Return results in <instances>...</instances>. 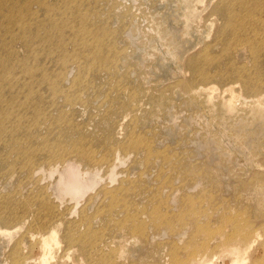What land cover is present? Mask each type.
Instances as JSON below:
<instances>
[{
    "label": "rangeland",
    "instance_id": "obj_1",
    "mask_svg": "<svg viewBox=\"0 0 264 264\" xmlns=\"http://www.w3.org/2000/svg\"><path fill=\"white\" fill-rule=\"evenodd\" d=\"M227 1L0 0L1 106L5 107L6 103L21 105L19 103L23 102L29 82V75L26 73L28 70L33 69L37 73L46 71L40 64L36 67L29 64L34 48L44 44L47 48L54 47V50H50L52 56L49 58L48 76L53 77L62 70L66 76L65 82L61 84H64V87L69 86V81L75 78L78 72L82 73L83 78L69 92L80 96L82 104L76 105L73 111L69 107L65 108V121L51 137V141L60 140L65 143L59 144L56 141L52 146L54 152L57 150L60 153L64 146L71 150L82 145H91L92 148L97 144L101 145V141L110 134L109 132L117 130L115 127L121 123L125 114L127 117L122 120L124 131L120 132L117 139L121 142L132 132L131 139L135 138L142 146L135 152L129 153L127 150L116 153L114 163L117 167H112V173L104 174L103 169L93 166L90 170V163L81 162L77 158H67V154L63 156L65 159L55 156L42 159L41 164L34 166V171H29L24 167L29 154L21 157L17 152L20 149L31 151L28 149L30 142L26 138L28 116L20 119L22 124L16 126L14 131V126L11 128L9 123L8 131L13 134L8 132L0 135V229L11 232L12 238L9 240L0 236V264L9 263L7 255L11 246L32 228V222L36 220L34 213L40 209L42 202H47L63 217H71L72 214L75 219L82 209L87 215H92L97 210L99 216L105 219L99 220L100 225L104 221L109 223L108 226L107 223L101 226L107 229L100 227L99 235L104 238L111 235L116 228L114 220H120L122 215L112 220L108 215L122 209V205L108 211L109 200L100 194V189L105 185L113 189L124 178H130L128 182H133L130 183L131 189L137 190H129L125 198L128 202H134L139 211H145L141 219L146 223L142 230L144 236L141 231L129 244L123 246L120 256L124 260L123 264H174L170 250L175 248L180 264H211L212 261L222 264L225 249L240 246L239 244L249 246L241 264H264V89L262 92L258 91L259 94L246 91L240 82L231 79L232 76L224 75L220 78L217 75L216 68L225 70L224 66L228 67L229 63L254 71L257 62L253 61L249 46L242 43L234 46L231 41L230 58L227 59L223 55L220 37L224 16L221 9ZM48 12L49 14L44 16V13ZM257 15H260L259 18ZM263 15L264 12H257L254 15L256 19L252 17L256 26L248 29L246 33L248 35L252 32L250 30H253L254 34L250 33L248 37L255 42L254 48L260 54L258 63L264 68ZM84 25L91 29L95 38H101L105 44L101 54L93 51L91 44L96 41L92 39V35L75 36L78 29ZM108 28H111L112 32ZM61 43H64L65 49L60 51L56 46ZM228 46L229 43L226 47ZM37 52L41 53L40 49H37ZM65 55L69 63L61 69L59 64ZM199 57H205L207 61L212 60V57L216 58V64L207 68L210 77H213L204 82L192 83L191 65ZM9 59L13 61L10 62ZM73 61L77 63H71ZM111 68L117 70L113 71ZM223 77L228 78L222 81L225 79ZM261 78L264 80V77ZM88 86L92 88L86 89ZM209 88L211 89L208 94H192V91H208ZM227 88H234L239 101L230 102L231 96L221 93ZM108 101L119 103L115 104L118 107L108 114L105 122L102 117L108 110ZM120 103L124 107H119ZM20 112L18 113L24 114L22 109ZM53 114L55 115L54 112ZM14 136L17 141L13 143L11 141ZM84 138L87 141H81ZM120 157L124 160L119 161ZM55 162H58L56 166ZM113 175L117 181L109 184ZM36 178L40 180L37 182ZM174 188L176 191L173 193ZM179 195L183 196L182 204ZM22 204L24 208H17V205ZM155 210L159 216L154 214ZM35 222L34 224H37V221ZM96 226L98 227L97 223ZM224 243H228L229 247L223 245ZM59 246L58 253L47 260L49 264H85L79 260V253H64L65 245ZM38 255V252L28 254L34 259H37Z\"/></svg>",
    "mask_w": 264,
    "mask_h": 264
},
{
    "label": "bare ground",
    "instance_id": "obj_2",
    "mask_svg": "<svg viewBox=\"0 0 264 264\" xmlns=\"http://www.w3.org/2000/svg\"><path fill=\"white\" fill-rule=\"evenodd\" d=\"M35 1V0H34ZM86 2V1H85ZM43 3V2H42ZM45 3V1H44ZM43 3V4H44ZM48 3V2H47ZM65 3V1H64ZM62 3V4H64ZM68 2H66L67 4ZM73 3V2H72ZM71 3V4H72ZM79 3V2H78ZM264 3V0H228L227 2H225V4L222 5V9L221 11L223 12V16H224V25H223V30L221 32V37H220V42L222 44V52L224 53L223 55L229 59L230 58V44L231 41L234 43V46L236 45H241L240 43H242V45H248L249 48L251 49L250 52L252 53V57H253V61H257L256 62V68L254 71H248L245 68L241 67H237L234 66L233 64L229 63L228 67L227 65L224 66L226 67V69H221V68H216L217 71V75L222 78V76L224 75H230L232 76V80L238 81L242 84L243 88L246 91H253V92H257L259 94V92H262L264 89V80L261 77H264V68L263 66H261L260 63H258V58H259V51L257 49L254 48L255 46V42L252 41L248 36L250 33H253V30H250L252 32H250L248 35L246 33V31L248 29H252V27H255L256 24L255 22H252V17L258 13L264 12V5L262 4ZM46 4V3H45ZM65 4V5H66ZM76 4V3H75ZM259 4V5H257ZM64 5V6H65ZM94 5V4H93ZM49 6V4H48ZM58 6V4H57ZM56 6V7H57ZM2 7V6H0ZM47 7V6H46ZM59 7V6H58ZM67 7V6H66ZM81 7V6H80ZM86 7V6H85ZM102 7V6H101ZM31 8V7H30ZM34 8V7H33ZM2 9V8H0ZM37 9V8H36ZM35 9V10H36ZM49 9V8H48ZM51 9V8H50ZM63 9V8H61ZM70 9H72L70 7ZM99 9V7H98ZM115 9V8H114ZM20 10V9H19ZM34 10V11H35ZM64 10V9H63ZM33 10H31L32 12ZM97 11V10H94ZM52 12V11H49ZM48 13H44L45 14H49ZM55 12V11H54ZM78 12V11H77ZM76 12V15L78 14ZM231 12H233V14H231ZM18 13V12H17ZM23 13V12H22ZM40 13V11H39ZM37 13V14H39ZM72 13V12H71ZM81 13V12H80ZM62 14V13H61ZM83 14V13H82ZM95 14V12H94ZM99 14V12H98ZM97 14V15H98ZM51 15V14H50ZM54 15V14H53ZM84 15V14H83ZM33 16V15H32ZM36 16V15H35ZM38 16V15H37ZM61 16V15H60ZM107 16V15H106ZM258 16V15H257ZM260 16V15H259ZM258 16V18H259ZM264 16V15H263ZM96 17V16H95ZM255 17V16H254ZM32 18V17H31ZM43 18V17H41ZM93 18V17H92ZM101 18V16H100ZM110 18V17H109ZM261 18V17H260ZM39 18H36V20ZM55 19V18H54ZM256 19V17L254 18ZM62 20V19H61ZM64 20V19H63ZM122 20V19H121ZM262 20V19H261ZM259 20V21H261ZM31 21V20H30ZM39 21V20H38ZM92 21V20H91ZM110 21V20H109ZM258 21V20H257ZM264 22V20H262ZM34 22V21H31ZM74 22V21H73ZM19 23V22H18ZM27 23V22H26ZM91 23V22H90ZM99 23V22H98ZM107 23V21H106ZM118 23V21H117ZM8 24V23H7ZM30 24V23H29ZM109 24V23H108ZM107 24V25H108ZM120 24V23H119ZM260 24V23H259ZM264 24V23H263ZM4 25V24H3ZM18 25V24H17ZM21 25V23H20ZM52 25V24H51ZM131 25V24H130ZM19 26V25H18ZM26 26V24H24V27ZM82 26V25H81ZM105 26V25H104ZM9 27V26H8ZM95 27V26H93ZM99 27V26H98ZM113 27V26H112ZM262 27V26H261ZM2 28V27H1ZM6 28V27H5ZM92 28V27H91ZM53 29V27H52ZM111 29V28H110ZM108 28V30H110ZM259 29V28H258ZM72 30V29H71ZM95 30V28H94ZM107 30V29H106ZM113 31H115L114 29H112ZM117 30V29H116ZM264 30V29H263ZM44 31V30H43ZM58 31V30H57ZM93 31V30H92ZM46 32V29H45ZM110 32H112L110 30ZM259 32V31H257ZM18 33V32H16ZM59 33V32H58ZM61 33V32H60ZM263 33V32H262ZM45 34V33H43ZM48 34V33H46ZM63 34V33H62ZM83 34H88V35H92V39H95V43L91 44L93 45V51L97 54H101L102 51V47L105 45L102 42L101 38H95L94 35L91 33V29H89V27H87L86 25H84V27L81 29H78L77 35L75 36H80ZM116 34V33H114ZM254 34V33H253ZM258 34V33H257ZM67 35V34H65ZM111 35V34H110ZM113 35V34H112ZM252 35V34H251ZM256 35V34H255ZM260 35V34H259ZM13 36V35H12ZM20 36V35H19ZM72 36V35H71ZM51 37L52 34H51ZM64 37V36H63ZM69 37V36H68ZM99 37V35H98ZM111 37V36H110ZM264 37V36H263ZM13 38V37H12ZM61 39V38H60ZM71 39V38H70ZM262 39V38H261ZM7 40V39H6ZM11 40V38H10ZM32 40V39H31ZM34 40V39H33ZM36 40V39H35ZM34 40V41H35ZM104 40V39H103ZM56 41V40H55ZM12 42V41H11ZM77 42V41H76ZM30 43V42H29ZM89 43V42H88ZM91 43V42H90ZM229 43L228 48L226 47L227 44ZM10 44V43H9ZM59 44V43H58ZM104 44V45H103ZM257 44V43H256ZM27 45V43H26ZM5 46V44H4ZM32 47V46H31ZM25 48V47H24ZM57 49H59L61 51V49H65V45L64 43H61L60 45L56 46ZM237 48V47H236ZM239 48V46H238ZM37 49H40L41 53L37 52ZM207 49V48H206ZM264 49V48H263ZM50 50H54V47L49 46V48L44 47V44H41L39 46H36L34 48V53L32 55V57L29 59V64L31 63L34 67H36L38 64H40L46 71L44 72H39L37 73L35 70L30 69L28 70L27 75H29V82H27V91L26 94L24 96L23 102L19 103L21 104L20 106H14L15 104H10L8 105L7 103L5 104V107L1 106V101H0V135L6 134V133H10L13 134V132L8 131L9 129L7 128L8 124H11V128L14 126L13 130H15L16 126L22 124L20 121V119H23V117L27 118L28 116V136L26 135V138L29 140L30 142V147H28L29 150H31L30 152L28 150H17V152L21 155V157L23 156H27L29 154V156H27L26 159V166H24L26 169H28L29 171H34L37 167V165L41 164L42 159H49L50 157L52 158V156H55L57 158H63L65 159L63 156L65 154H67V158H77L79 161L81 162H87L90 163L88 164V168L91 170L92 166L98 169H103L104 174H106V172L108 173H112L113 172V168L112 167H117V165H115L114 161H115V156L116 153H120L122 151H133L135 152L136 150H138V147L141 146L138 143V140L131 139V133L129 132L127 134V136L124 138L125 140L123 141H119V136H120V132L123 130L124 131V126L122 120H125L127 117V114H125V116L121 119V123H119L115 129H117L115 132L111 133L109 135H106L103 140L101 141V145L97 144L96 147L92 148V146H88V147H73V149L69 150L67 149V147L65 148V146H61L63 147L62 151H55L52 149V146L56 143V141L61 144V143H65L62 142L60 140H53L51 141V137L55 134L56 129L61 125V123H63L65 121V117L67 115L65 108L69 107V109L71 111L74 110L76 105H81L82 104V99L80 96H78L76 93H69L70 89L75 87L76 84L80 83L82 81V73L78 72L75 78H72L71 81H69V86L68 87H64V84H62V82H65L66 80V76L63 74L62 72V68H64V66L67 65V63H69V61L66 59L67 58V54L65 56L62 57L60 64L57 61V63L60 65V70L61 73H57L55 76L50 77V75L48 76V63H49V58L50 56H52V52ZM245 50V48H244ZM119 52V50H118ZM207 53V52H206ZM205 53V54H206ZM220 53V52H219ZM247 53V52H246ZM86 54V52H85ZM94 54V53H93ZM107 54V53H106ZM121 54V53H120ZM208 54V53H207ZM212 54V53H211ZM245 54V53H244ZM17 55V54H15ZM14 55V57H15ZM87 55V54H86ZM103 55V54H102ZM210 55V54H208ZM220 55V54H219ZM251 55V54H250ZM11 56V55H10ZM83 56V55H82ZM207 56V55H206ZM218 56V55H217ZM9 57V56H8ZM12 57V56H11ZM5 58V57H4ZM102 58V57H101ZM111 58V57H110ZM222 58V56H221ZM248 58V57H247ZM246 58V59H247ZM7 59V58H6ZM56 59V58H55ZM82 59V58H81ZM80 59V60H81ZM118 59V58H117ZM252 59V58H251ZM77 60V59H76ZM94 60V59H93ZM108 60V59H107ZM113 60V59H112ZM115 60V59H114ZM220 60V59H219ZM235 60V59H234ZM10 61V59H9ZM13 61V60H12ZM10 61V62H12ZM41 61V62H40ZM82 61V60H81ZM96 61V60H95ZM101 61V60H99ZM117 61V60H116ZM1 62V61H0ZM7 62V61H6ZM216 58L214 59V57H212V60L207 61L205 57H199L197 59H195V61L192 63L191 68L193 71V76L191 79L192 83H198V82H204L205 80H209L212 79V77H210V71H207V68H209L210 66H212L213 64H216ZM235 62V61H234ZM27 63V62H26ZM76 64L77 62H71ZM89 63V62H88ZM116 64V62H115ZM97 65V64H96ZM114 65V64H113ZM239 65V64H238ZM23 66V65H22ZM217 66V65H216ZM240 66V65H239ZM244 66V65H243ZM94 67V66H93ZM102 67V66H101ZM108 67V66H106ZM220 67V66H219ZM79 68V67H78ZM116 68V67H115ZM98 69V68H97ZM112 69V68H111ZM53 70V69H52ZM81 70V69H79ZM83 70V68H82ZM110 70V69H108ZM117 70V69H112ZM8 71V70H7ZM57 71V70H56ZM71 71V70H70ZM90 71V70H89ZM53 72V71H52ZM108 72V71H107ZM90 73V72H89ZM104 73V72H103ZM127 73V71H126ZM3 74V73H2ZM11 74V73H10ZM13 75V74H12ZM11 75V77H12ZM216 75V77H217ZM234 75V76H233ZM89 76V75H88ZM106 76V75H105ZM109 76V75H108ZM112 76V75H111ZM10 77V78H11ZM18 77V76H17ZM110 77V76H109ZM225 79H223L222 81H225L228 77H223ZM230 78V77H229ZM106 79V78H105ZM117 80V79H116ZM125 80V79H124ZM117 82V81H116ZM121 83V82H120ZM119 84V83H118ZM190 84V83H189ZM71 85V86H70ZM114 85V84H112ZM118 86V85H116ZM122 86V85H121ZM126 86V85H125ZM123 86V87H125ZM128 86V85H127ZM126 86V87H127ZM92 88V86H88L86 87V89ZM120 88V87H119ZM118 88V89H119ZM134 89V88H133ZM211 88L208 89V91L206 89H198L195 91H192V94H196V95H200L202 93H206L208 94L209 90ZM120 90V89H119ZM127 90V89H126ZM125 90V91H126ZM137 90V89H135ZM134 90V92H135ZM121 91V90H120ZM259 91V92H258ZM118 92V91H117ZM235 90L234 88H227V89H223V94H229L231 97H229V101H239L238 96L235 95ZM127 93V92H126ZM250 93V92H248ZM130 94V92H129ZM189 94V93H188ZM132 96V95H131ZM210 96V95H209ZM101 98V97H100ZM61 99V101H59ZM124 99V98H123ZM126 100V99H125ZM18 103V102H17ZM108 103V110L106 112V117L105 115L102 117L104 119V121H107L108 118V114L113 112L114 109L118 106H116L115 104H118L119 102H107ZM123 106V104H119V107ZM124 107V106H123ZM138 107V106H137ZM106 108V107H105ZM20 109H22L24 111V114L21 115L20 113ZM94 110V109H93ZM119 110V109H118ZM117 110V111H118ZM95 111V110H94ZM20 112V113H18ZM53 112L55 113V115L53 114ZM84 112V111H83ZM105 113V111H104ZM97 114V113H95ZM94 114V115H95ZM71 117V116H70ZM69 117V118H70ZM261 117V115H260ZM262 118H264L262 116ZM13 119V120H12ZM26 120V121H27ZM71 120V119H70ZM132 120V119H131ZM138 120V117H137ZM69 121V120H68ZM72 121V120H71ZM76 121V120H75ZM20 122V123H18ZM93 122V121H92ZM97 122V121H96ZM66 123V122H65ZM91 123V122H90ZM134 123V121H133ZM81 125V124H80ZM77 126V125H76ZM78 128V127H77ZM86 128V127H85ZM88 131V130H87ZM24 133V132H23ZM59 135V134H58ZM58 135L57 138H58ZM62 137V136H61ZM143 137V136H142ZM88 138V137H87ZM118 138V139H117ZM138 138V137H137ZM74 139V138H73ZM152 139V138H151ZM149 138V140H151ZM154 139V138H153ZM80 140V139H79ZM140 140V139H139ZM16 137L14 136L13 140L11 142H15ZM21 141V140H20ZM72 141V140H71ZM81 141L85 142L87 141L86 138L81 139ZM80 141V142H81ZM147 141V140H146ZM132 142L134 144H132ZM143 142V141H142ZM151 142V141H150ZM152 143V142H151ZM57 144V145H59ZM90 144V143H89ZM143 144V143H142ZM150 144V143H149ZM63 145V144H62ZM67 145V144H66ZM147 145V142H146ZM73 146V145H72ZM71 146V147H72ZM150 146V145H149ZM142 147V146H141ZM145 147V145H144ZM57 148V147H56ZM147 148V146H146ZM149 148V147H148ZM147 148V149H148ZM59 149V148H58ZM145 148H143L144 151ZM61 150V149H60ZM141 150V149H140ZM146 151V150H145ZM147 152V151H146ZM127 153V152H126ZM130 153V152H129ZM152 153V152H151ZM150 153V154H151ZM146 154V153H145ZM149 154V155H150ZM159 155V153H157ZM131 155V154H129ZM138 155V154H137ZM154 155V154H153ZM18 156V155H17ZM119 156V155H118ZM121 156V154H120ZM148 157V155H146ZM156 156V155H154ZM164 156V155H163ZM50 158V159H51ZM54 158V157H53ZM56 158V160H58ZM168 158V156L166 157ZM63 159H61V162L63 161ZM123 158H119V161H121ZM135 159V158H134ZM157 159V158H156ZM165 159V158H164ZM169 159V158H168ZM54 159V161H56ZM75 160V159H74ZM77 160V161H78ZM124 160V159H123ZM122 160V161H123ZM150 160V159H148ZM147 160V161H148ZM163 160V159H162ZM175 160V159H174ZM146 161V160H145ZM144 161V163H145ZM153 161V160H151ZM157 161V160H156ZM160 161V160H158ZM44 162V161H43ZM59 162V161H58ZM58 162H55L56 166ZM72 162V161H70ZM155 162V159L154 161ZM163 162V161H162ZM178 162V161H177ZM77 163V162H76ZM86 163V164H87ZM171 163V160H170ZM49 163H47L48 166ZM54 164V163H53ZM62 164V163H60ZM64 164V163H63ZM68 164V163H67ZM118 164V163H117ZM141 164V163H140ZM146 164V163H145ZM162 164V163H161ZM172 164V163H171ZM178 164V163H177ZM82 165V164H81ZM139 165V164H138ZM11 166V165H10ZM60 166V165H59ZM143 166V165H141ZM140 166V167H141ZM62 167V166H61ZM67 167V166H66ZM147 167V166H146ZM14 168V167H13ZM54 168V167H53ZM49 169V167H48ZM74 169V167H73ZM97 169V170H98ZM145 169V166H144ZM169 169V168H168ZM12 171L14 169H11ZM19 170V169H18ZM17 170V171H18ZM40 170V169H39ZM50 170V169H49ZM85 170V169H84ZM37 171V170H36ZM47 171V170H46ZM77 171V170H76ZM80 171V170H79ZM96 171V169H95ZM81 172V171H80ZM99 172V171H98ZM102 172V173H103ZM13 173V172H12ZM34 173V172H33ZM88 173V169L86 174ZM32 174V172H31ZM39 174V173H38ZM94 174H96L94 172ZM37 175V174H36ZM99 176V175H98ZM108 176V175H107ZM140 176V175H138ZM33 177V175L31 176ZM37 177V176H36ZM39 177V175H38ZM37 177V178H38ZM77 177V175H76ZM82 177V176H81ZM95 177V176H94ZM126 177V176H125ZM263 177V176H262ZM14 178V175H13ZM12 178V179H13ZM28 178V176H27ZM26 178V179H27ZM37 178L35 179L37 182L40 180H37ZM124 178V177H122ZM137 178V177H136ZM169 178V177H168ZM75 179V178H74ZM105 179V178H104ZM107 179V178H106ZM130 179V178H128ZM128 179L124 178L122 179L113 189H111V187H107L102 186V188L100 189V194L103 195L104 198H108L109 203L108 204V211L110 210H114V208L118 207L119 205H122L118 211L113 212L112 214L109 213L110 215H108V217L111 218H119L120 215H122V218L118 221L113 222V224L116 225L115 228V232L111 233V235H109L108 237L104 238L103 235H99L98 232H100L102 225L105 226V223H107L108 221H104L102 225H100V219H103V217H100L97 210L95 211L94 214L92 215H87L86 212L82 209L81 213L77 219H75L74 217H63L62 215H60L59 213H57L56 211H54L55 209L51 208V206L49 204L46 203H41L39 205V208L34 215L36 216V220H33L32 225H31V229L27 230V232L25 234H23L10 248V252L7 255V258L9 260L8 264H49V262H47V260L49 258H53L57 253H58V248L60 247L59 244H64V253H68V252H72L75 251L77 253H79L78 256L79 260H82L85 262V264H123L124 260H122L121 256V251L123 249V246L129 244L134 238L135 235L138 233V235L141 233L142 230H144L145 228V223L146 221H143L141 219V215H143L142 211L138 210V206L136 204H133L134 202L130 201L128 202L127 199L125 198V195L129 192V190L131 191L135 188L130 187V183L133 182H128ZM133 179V178H132ZM140 179V178H139ZM22 180V178H21ZM83 180V179H82ZM93 180V179H92ZM97 180V179H96ZM100 180V179H99ZM264 180V179H263ZM5 181V180H4ZM24 181V180H23ZM30 181V180H29ZM86 181V180H85ZM117 181L116 176L113 175L110 177V181L109 184H113ZM128 182L127 185H123V183ZM135 181V179H134ZM262 181V180H261ZM260 181V182H261ZM76 181H74L75 183ZM98 182V181H97ZM20 183V182H19ZM264 183V182H263ZM40 184V183H39ZM52 184V183H51ZM135 184V183H134ZM142 184V183H141ZM36 185V184H34ZM33 185V186H34ZM86 185V184H85ZM101 185V184H99ZM132 185V184H131ZM172 185V184H171ZM6 186V185H5ZM75 186V185H74ZM71 186V187H74ZM109 186V185H108ZM39 187V186H38ZM41 187V186H40ZM30 188V187H29ZM44 190V187H42ZM46 188V187H45ZM51 188V187H50ZM143 188V187H142ZM172 188V187H171ZM17 189V188H16ZM48 189V188H47ZM251 189V188H250ZM258 189V188H257ZM40 190V189H39ZM136 190V189H135ZM260 190V189H259ZM15 191V189H14ZM137 191V190H136ZM147 191V190H146ZM170 191V190H169ZM176 191V189H172V192L174 193ZM38 192V191H37ZM36 192V193H37ZM45 192L47 193V191L45 190ZM69 192V191H68ZM89 192V191H88ZM45 193V194H46ZM74 193V192H73ZM172 193V194H173ZM10 194V193H9ZM34 194V193H33ZM98 193V196L100 195ZM146 194V193H145ZM158 194V193H157ZM171 194V195H172ZM258 194V193H257ZM48 195V193H47ZM80 195V194H79ZM79 195L77 197H79ZM86 195V194H85ZM160 195V194H159ZM37 196V195H36ZM35 196V197H36ZM70 196V195H69ZM147 196V195H146ZM8 197V196H7ZM22 197V196H21ZM41 197V196H40ZM74 197V196H72ZM177 197V196H176ZM252 197V195H251ZM48 198V197H47ZM50 198V196H49ZM83 198V196H82ZM81 198V199H82ZM103 198V199H104ZM130 198V197H129ZM178 198V197H177ZM11 199V197H10ZM14 199V198H13ZM25 199V198H24ZM34 199V198H33ZM75 199V198H74ZM193 199V198H192ZM36 200V199H35ZM49 200V199H48ZM91 200V197L89 198V201ZM97 200V199H96ZM160 200V199H159ZM179 200H180V204L183 203L184 199L183 196L179 195ZM187 200H189V198H187ZM88 201V202H89ZM87 202V203H88ZM91 202V201H90ZM89 202V203H90ZM94 201H92L93 203ZM159 202V201H158ZM161 202V201H160ZM166 202V201H165ZM195 202V201H194ZM197 202V201H196ZM28 203V202H27ZM31 203V202H30ZM50 203V202H49ZM96 203V202H95ZM123 203V204H121ZM190 203V201L188 202ZM158 204V203H157ZM162 204V202H161ZM165 204V203H164ZM186 204V203H185ZM184 204V205H185ZM90 205V204H89ZM94 205V204H93ZM74 206V205H73ZM142 206V205H141ZM164 206V205H162ZM166 206V205H165ZM189 206V205H188ZM15 207V206H14ZM23 206H18L17 208H21ZM28 207H30L28 205ZM94 207V206H93ZM143 207V206H142ZM148 207V206H147ZM152 207V206H151ZM168 207V206H167ZM192 207V205H191ZM190 207V208H191ZM16 208V209H17ZM78 208V207H77ZM82 208V207H81ZM80 208V209H81ZM84 208V205H83ZM105 208V207H103ZM153 208V207H152ZM158 208V207H157ZM169 208V207H168ZM14 209V208H13ZM15 209V210H16ZM18 209V210H19ZM29 209V208H28ZM72 209V208H71ZM118 209V208H117ZM141 209H145V208H141ZM104 210V209H102ZM102 210L100 212H102ZM107 210V209H106ZM146 210V209H145ZM149 210V209H148ZM151 210V209H150ZM161 210V209H160ZM167 210V209H166ZM182 210V209H181ZM6 211V210H5ZM41 211H42V215H41ZM159 211V210H158ZM157 212V210L154 211V214ZM161 212V211H159ZM167 212V211H164ZM2 213V211H1ZM104 213V211H103ZM151 212H149L150 214ZM176 213V212H175ZM186 213V212H184ZM22 215V213H20ZM19 214V216H21ZM77 214V213H76ZM153 214V213H152ZM157 214V213H156ZM179 214V213H178ZM4 215V214H3ZM2 215V216H3ZM25 215V214H23ZM146 215V214H145ZM158 215V214H157ZM161 215V214H160ZM176 215V214H175ZM174 215V217H175ZM188 215V214H187ZM1 216V217H2ZM16 217V215H14ZM102 216V214H101ZM154 216V215H153ZM159 216V215H158ZM22 217V216H21ZM34 217V216H32ZM152 217V216H151ZM155 217V216H154ZM152 217V218H154ZM178 217V216H177ZM151 218V219H152ZM166 218V217H165ZM168 218V217H167ZM34 219V218H33ZM108 219V218H107ZM156 219V218H155ZM153 219V220H155ZM170 219V217L168 218ZM178 219V218H177ZM181 219V218H180ZM185 219V218H183ZM189 219V218H187ZM101 220V221H102ZM161 220V219H160ZM166 220V219H165ZM176 220V219H175ZM224 220V219H223ZM232 220V219H231ZM37 221V224H34V222ZM97 221V222H96ZM99 221V222H98ZM173 221V220H172ZM131 224H128L130 223ZM154 222V221H152ZM161 222V221H160ZM181 222V220L179 221ZM186 222V221H185ZM184 222V223H185ZM233 222V221H232ZM36 223V222H35ZM96 223L98 224V227L96 226ZM110 223H112V221H110ZM150 223V222H149ZM177 223V222H176ZM183 223V222H182ZM109 223H107L108 226ZM171 224V222L169 223ZM180 224V223H178ZM187 224V223H185ZM147 225V224H146ZM163 225V224H162ZM167 225V224H166ZM159 226V225H157ZM170 226V225H168ZM181 226V225H180ZM101 227V228H100ZM151 227V226H150ZM106 228V227H105ZM103 228V229H105ZM112 228V227H111ZM110 228V229H111ZM159 228V227H158ZM161 228V227H160ZM166 228V227H165ZM102 229V230H103ZM107 229V228H106ZM156 229V228H155ZM235 229V228H234ZM233 229V230H234ZM245 229V228H244ZM243 229V230H244ZM146 230V229H145ZM149 230V229H148ZM159 230V229H158ZM161 230V229H160ZM172 230V229H171ZM236 230V229H235ZM238 231V229H237ZM105 232H107L105 230ZM173 232V231H172ZM242 232V231H241ZM240 232V233H241ZM144 232L142 231V234ZM158 233V232H157ZM148 234V233H147ZM161 234V233H160ZM170 234V233H169ZM235 234V233H234ZM158 235V234H157ZM237 235V234H235ZM0 236H3L5 238H8L9 240H11L12 238V233L7 231L6 229H0ZM142 236V235H141ZM144 236V234H143ZM147 236V235H146ZM93 238V240H92ZM143 238V237H142ZM25 239L27 242H25ZM145 239V238H144ZM148 239V238H147ZM230 239V237H229ZM228 239V240H229ZM9 240H6L7 243H10ZM227 240V242H228ZM172 244V243H171ZM170 244V246H171ZM162 245V244H161ZM223 245L228 246V243H224ZM240 246H236L234 248L228 249L226 248V254L224 255V258L222 259V264H241L242 261L245 259V256L247 254V250L249 246H245V245H241ZM6 246V245H5ZM8 246V245H7ZM149 246V245H148ZM158 246V245H157ZM174 246V245H173ZM219 246V245H218ZM217 246V247H218ZM175 247V246H174ZM229 247V246H228ZM4 249V248H3ZM176 249V248H175ZM175 249L170 250L171 251V256L173 258V260L175 261L174 264H180V261H177V250L175 251ZM2 252V251H1ZM34 252H38V258L34 259L30 256H28L29 253H34ZM169 252V251H168ZM1 256V254H0ZM6 256V255H5ZM179 260V259H178ZM6 261V260H5ZM199 261V259H198ZM211 264H215L214 261L211 262Z\"/></svg>",
    "mask_w": 264,
    "mask_h": 264
}]
</instances>
